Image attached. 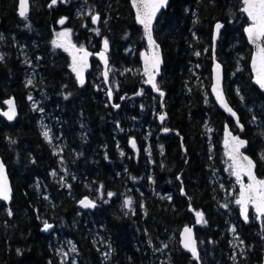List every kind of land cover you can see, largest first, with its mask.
Instances as JSON below:
<instances>
[{
  "label": "trees",
  "instance_id": "trees-1",
  "mask_svg": "<svg viewBox=\"0 0 264 264\" xmlns=\"http://www.w3.org/2000/svg\"><path fill=\"white\" fill-rule=\"evenodd\" d=\"M50 4L33 0L23 19L18 0H0V107L14 96L19 109L13 122L0 116V151L14 189L10 204L0 199V264H199L180 244L185 225H195L201 264L262 263L264 218L250 208L242 219L223 143L229 124L248 139L264 178V91L252 82L242 0H172L158 18L164 109L146 84L147 42L130 0ZM217 22L216 55L244 132L210 88ZM62 26L94 52L107 39L112 99L96 57L79 84L69 51L53 44ZM42 120L61 150L45 139ZM57 169L67 173L57 176ZM84 196H97L94 209L77 206ZM197 212L206 223L197 225Z\"/></svg>",
  "mask_w": 264,
  "mask_h": 264
},
{
  "label": "snow or ice",
  "instance_id": "snow-or-ice-1",
  "mask_svg": "<svg viewBox=\"0 0 264 264\" xmlns=\"http://www.w3.org/2000/svg\"><path fill=\"white\" fill-rule=\"evenodd\" d=\"M243 2V12L247 14L249 19L251 20V25L245 29L246 33L248 34V38L250 42L257 44L258 52H257V58L259 61L260 68L258 70V75H257V83L261 86V88H264V47H261L259 44V41L264 39V0H242ZM27 3L28 0H20V16L26 18V12H27ZM57 3V0H51V4L49 7L52 5H55ZM167 3V0H133V5L134 7L137 8V21L138 23L142 24L145 29V33L147 35L149 44L153 48H158L157 45H155V42L152 40L151 36V22L152 19L155 17L156 12L159 11L160 8L164 7ZM98 15H93L92 16V22L95 24L99 20ZM65 18H62L59 23L64 24ZM222 27L221 24L216 25V30L219 32V29ZM97 34H99V30H97ZM60 37H66L68 36V32H61L58 34ZM53 44L56 45L57 47H62L63 45L57 44L56 41H53ZM108 49V41L107 39L104 40V51L106 52ZM85 58L87 57L88 53H85ZM101 58L105 61V65H107V58L102 52ZM199 55V53H197ZM2 59V57H0ZM145 74L148 76V83L152 85V87L160 92V95L163 96L164 93L160 91L158 88L156 81H155V73H158L159 70V53L158 51H155L152 55L151 58V63L150 67L149 65V60L147 57H145ZM219 68L220 66L217 65V73L219 74ZM73 71L77 73V77L79 79V82L81 85L84 83L83 75H82V70L78 69L76 66V58H73ZM107 71L104 73L105 78H107ZM29 84L31 81L28 82ZM219 75L217 76V87L214 88V91L216 92L217 99L220 101L222 106L232 113L233 116L236 114L232 112L231 108L228 107L226 102L223 99L222 93L219 91ZM109 96H111V91H109ZM67 98V97H66ZM31 99V97H30ZM10 106L9 112L4 113L8 117L9 120L13 119L15 116V109L12 104V101L7 102ZM114 107H119V105H114ZM161 120L164 119L163 116L160 117ZM167 131V129H165ZM45 139L49 140L51 142V137L49 136L48 131H44L43 133ZM229 136L231 134L229 133ZM226 146H228L229 141H225ZM245 144V141L240 140L238 137H231V148L230 151L227 153L229 159L232 161V163L229 165L230 168H232V174L236 176L237 182L240 183L241 185V191H240V197L239 199L236 200V203L241 205V212L242 215L247 221L248 219V205L251 204L256 213L259 214L260 216H264V180H257L254 173H253V168L255 165L253 162L248 159L247 157H243L239 154V149ZM133 147H135V143L133 142ZM242 174L246 175L250 181L247 185H245L242 182ZM109 196L113 195L112 193H108ZM10 198V189L7 186V178L4 175L3 171V165L0 164V199L3 200H8ZM81 205L85 208L87 207H94V203L84 199L80 201ZM132 201L130 199L125 201L126 206H130ZM197 222L198 223H206L203 219V214L197 212ZM52 225H49L45 223L44 229L47 230L51 228ZM233 231L235 229L233 228ZM185 233V240H184V247L189 249L193 256H197L196 252V245L195 241L192 240L191 237V229L190 228H185L184 229ZM242 243V241H241ZM73 250H75L73 248Z\"/></svg>",
  "mask_w": 264,
  "mask_h": 264
},
{
  "label": "water",
  "instance_id": "water-1",
  "mask_svg": "<svg viewBox=\"0 0 264 264\" xmlns=\"http://www.w3.org/2000/svg\"><path fill=\"white\" fill-rule=\"evenodd\" d=\"M171 1L172 0H167V3L164 7L160 8L158 12H156V15L155 17L152 19V22H151V36H152V40L155 42V45L158 46V48H153L150 44H149V41H148V38H147V35L145 33V29H144V26L140 23H138L137 21V8L134 7L133 5V0H130L131 2V5H132V8H133V11H134V14H135V19H136V22L143 28V33H144V37L146 39V42H147V48L146 49H143L142 52H141V65H142V69H143V72L145 73V67H146V63H145V57L148 58L149 60V67H150V63H151V58H152V55L155 51H158L159 53V60H160V63H159V70H158V73H155V81H156V84L158 86V88L160 89L159 85H158V78L159 76L162 74V70H163V66H164V62H165V59H164V52H163V49H162V45L160 44V42L157 40L156 36H155V32H154V27H155V24L158 20V18L162 15V13L170 6L171 4ZM31 3H32V0H28V3H27V12H26V16L30 13L31 11ZM20 0H18V6H17V13L18 15L20 16ZM244 7V6H243ZM243 9V8H242ZM245 13V12H244ZM246 14V13H245ZM99 16V15H98ZM247 16V14H246ZM21 18H25V17H22L20 16ZM248 17V16H247ZM249 19V17H248ZM250 23L248 25L245 26L244 28V33H245V36L248 40V43L250 44V46L252 47V53H251V58H250V68H251V73H252V82L257 85L260 90L264 91V88H261V86L257 83V75H258V70L260 68V65H259V61H258V58H257V52H258V48H257V44L255 43H252L250 42L249 38H248V34L246 33L245 29L247 27H249L251 25V20L249 19ZM221 24V22H217V24ZM216 25H215V28H214V32H213V45H212V50H213V64H212V75H211V92H212V95L214 96L216 102L218 103L219 107L225 111L226 113H229L232 118L234 119L237 127L242 131L244 132L245 131V126L244 124L241 122V118H240V115L239 113L237 112V110L232 106V104L230 103L229 101V98L227 96V93H226V90H225V67L223 65V63L217 58V55H216V49H217V42H218V39L220 37V33H221V29L222 27L219 29V32H217L216 30ZM63 43L65 45H68L69 48H70V52H71V55H72V58H76V66L78 69L82 70V75H83V79H84V83H87V74H88V71L91 70L92 68V58L93 57H97L99 59V61L101 62L102 64V75H103V78H104V81L106 83L107 86L110 85V82H109V68H110V59H109V54H108V49H109V46H108V49L107 51L105 52L104 51V45L102 47V49L98 52H94L92 51L91 49L89 48H80L78 47L77 45H75L74 43L70 42L68 39L64 38L63 39ZM259 44L261 47H264V39H262L261 41H259ZM104 53V55L106 56L107 58V65H105V61L101 58V53ZM85 53H88L87 57L85 58ZM219 65L220 68H219V74L217 73V69H216V66ZM107 71L108 75H107V78H105L104 76V73ZM76 74V77H77V73L75 72ZM219 75V91L222 93L223 95V99L224 101L226 102V104L228 105L229 108H231L232 112H234L236 115L233 116L232 113H230L229 111H227L223 106L222 104L220 103V101L217 99V95H216V92L214 91V88L217 87V76ZM145 78H146V84L148 86H150L155 93H158L160 94V92L156 91L152 85L150 83H148V76L145 74ZM77 80L79 82V79L77 77ZM80 83V82H79ZM111 91V96L110 98L112 99L113 98V91ZM160 91H162L164 93V95L162 96L161 98V106L162 108L164 109L166 107V104H165V98H166V94L165 92L160 89ZM8 101H12V104L14 106V109H15V116L13 119L9 120L8 117L6 115H4V113L6 112H9L10 110V106L9 104L7 103ZM0 116H2L4 119H6L7 121L9 122H13L15 121L18 116H19V109H18V104H17V100H16V97L14 96H10L8 98H6L4 100V107H0ZM163 116L164 119L161 120L160 117ZM166 118V111H162L160 114H159V121L161 124H163L164 120ZM165 129H167V131H165ZM170 132V129H168L167 127L163 126L162 127V133L163 134H168ZM229 133L231 134V136H229ZM176 134H178V132L176 131ZM231 137H238L240 140H243L245 141V144L240 147L239 149V154L243 157H247L248 159H250L253 164L255 165V167L253 168V173L256 177L257 180H264V178L260 177L258 175V172H257V168H258V163L257 161L255 160V158L249 154L247 152V149H248V146H249V141L246 137L242 136L240 133H235L229 124H226L225 125V132H224V140H223V143L224 145L226 146V143L225 141L228 140L229 141V144L227 147L228 149V152L230 151V148H231ZM182 141H183V138H182ZM133 142L134 140L131 142V144L133 145ZM228 156V155H227ZM229 158V157H228ZM231 161V160H230ZM232 163V161H231ZM0 164L3 165V171H4V175L6 176L7 178V186L8 188L10 189V198L8 200H3L5 202H7L8 204H10L12 202V199H13V184H12V180H11V177H10V174H9V169H8V165L6 164V162L4 161L3 159V156L1 154V151H0ZM242 182L247 185L248 183H250L248 177L246 175H243L242 174ZM240 191H241V185L239 183V194H238V199L240 197ZM184 193V189L182 191ZM93 202L94 205H95V202L88 196H84L82 198H80L78 201H77V206L81 209H84V210H90L94 207H83L80 203V201L86 199ZM240 207V214H241V217L242 219L245 221L243 215H242V212H241V205H239ZM253 208L254 207L249 204L248 205V218H249V212H250V208ZM255 211V209H254ZM256 213V211H255ZM256 215L258 216V219L259 220H262L264 218V216H260L259 214L256 213ZM197 216V215H196ZM198 219V218H197ZM248 221V219H247ZM201 223H198L197 222V225H200ZM190 228L191 229V237H192V240L195 241V245H196V252H197V256H193L192 252L185 248L184 247V240H185V233H184V229L185 228ZM180 244L183 248L184 251L188 252L191 254V256L193 257V259L195 261H197L199 264H201V253H200V249H199V240L197 238V235H196V229H195V225H185L181 231H180ZM257 264H264V261L262 263H257Z\"/></svg>",
  "mask_w": 264,
  "mask_h": 264
},
{
  "label": "rangeland",
  "instance_id": "rangeland-1",
  "mask_svg": "<svg viewBox=\"0 0 264 264\" xmlns=\"http://www.w3.org/2000/svg\"><path fill=\"white\" fill-rule=\"evenodd\" d=\"M96 13L95 12H92V16L93 15H95ZM61 32H68V36H66V37H60L58 34L59 33H61ZM57 35H58V38H57V40H56V42H57V44H61V45H63V43H62V39L63 38H67V39H69V40H71L72 41V36H73V31H72V29H70V28H68V27H65V26H62L61 28H59L58 30H57ZM57 47V46H56ZM58 48V47H57ZM60 48H63V49H65V50H68L69 51V48L68 47H64V45L62 46V47H60ZM73 66V65H72ZM113 66L111 65V67H110V73L113 71ZM109 73V74H110ZM110 81H112L111 80V78H110ZM114 83V82H113ZM113 85H115V83L114 84H112L111 85V88H108V92L110 91V90H112L113 91ZM36 103H38V101H36ZM35 103V104H36ZM39 104V103H38ZM37 105V104H36ZM42 123H43V125H44V130L45 131H48L49 132V136L51 137V142H49L50 143V145H52L53 147H55L56 148V150L58 151V150H61V148L59 147L60 145H58V140H57V138L55 139L54 138V132H53V129L51 128V123L49 122V121H47V120H42ZM213 129V128H212ZM62 144V143H61ZM227 152H228V150H227V148H226V154H227ZM65 173H67V171H64L63 169H57L56 171H55V174L58 176V175H63V174H65ZM63 177V176H62ZM232 196V193L231 194H227V198L229 199V197H231ZM95 197V201H96V199H97V196H94ZM128 210H130V209H128ZM160 252H165V247L163 246V247H161V249H160ZM165 253H162V255H164ZM168 256H170L169 254H168Z\"/></svg>",
  "mask_w": 264,
  "mask_h": 264
},
{
  "label": "bare ground",
  "instance_id": "bare-ground-1",
  "mask_svg": "<svg viewBox=\"0 0 264 264\" xmlns=\"http://www.w3.org/2000/svg\"><path fill=\"white\" fill-rule=\"evenodd\" d=\"M60 111V110H59ZM62 113V112H61ZM64 113V112H63ZM59 114V113H58ZM66 114V113H65ZM61 116V115H60Z\"/></svg>",
  "mask_w": 264,
  "mask_h": 264
}]
</instances>
